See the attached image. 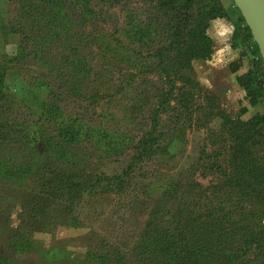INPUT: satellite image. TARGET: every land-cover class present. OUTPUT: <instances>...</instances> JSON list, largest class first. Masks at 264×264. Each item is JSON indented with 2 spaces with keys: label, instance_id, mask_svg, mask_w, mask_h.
<instances>
[{
  "label": "trees",
  "instance_id": "16d2710c",
  "mask_svg": "<svg viewBox=\"0 0 264 264\" xmlns=\"http://www.w3.org/2000/svg\"><path fill=\"white\" fill-rule=\"evenodd\" d=\"M15 1L18 14L0 28L6 38L18 36L14 55L0 53V237L10 250L0 247V264H23L37 249L32 229L78 227L83 203L110 193L118 200L117 229L125 227L129 233L113 242L102 237L88 244L78 264H264V253L261 258L248 253L264 246V164L240 161L261 143L264 111L232 126L225 118L233 144L229 149L234 148L233 171L210 160L228 188L224 206L218 208L224 217L229 219L251 197L260 204L256 222L247 212L243 231H222L220 221L205 223L209 215L202 213V202L220 193L219 187L202 188L177 174L157 186L145 169L166 150L164 116H186L191 110L190 90L196 83L184 71L194 60L211 57L207 29L212 20L228 16L222 0H145L144 11L126 10L123 24L109 33L111 39H105L103 28L88 24L100 15L90 0ZM101 1L110 7L119 2ZM231 3L238 12L231 45L244 48L240 57L247 48L251 55L248 69L236 81L249 104L257 106L264 101V65ZM99 54L103 63L93 65L89 56ZM28 60L41 70L24 78L17 95L7 88V77L16 68L13 63ZM239 66V61L231 63V72ZM106 96L128 102V113L111 111L103 101ZM100 101L104 106L97 110ZM138 111L144 112L143 124L134 116ZM128 147L131 153L120 159ZM105 163H117L118 169L105 170ZM142 194L152 204L140 226L136 205ZM16 203L21 215L12 227L8 216ZM45 253L66 254L55 247Z\"/></svg>",
  "mask_w": 264,
  "mask_h": 264
},
{
  "label": "rangeland",
  "instance_id": "374dc122",
  "mask_svg": "<svg viewBox=\"0 0 264 264\" xmlns=\"http://www.w3.org/2000/svg\"><path fill=\"white\" fill-rule=\"evenodd\" d=\"M224 1L229 4V0ZM90 5L101 16L99 15L98 20L89 18L88 24L94 25L91 27L94 30L95 26L101 30L103 28V31L106 32L105 39H111L109 33L113 32L115 26L123 24L124 16L129 13L126 10L140 12L147 8L145 0H119L114 7H110L101 0H90ZM18 8L19 4L15 0H0V28L2 25L6 27L9 21L18 14ZM233 12L234 15L235 13L238 15L235 9H233ZM101 30L97 31L101 32ZM1 31L0 29V53L5 52L9 55H14L18 36L12 34L6 38ZM122 39L125 42V39ZM220 42L224 43H220V47L216 48L217 51L212 53L213 59L212 56L209 59H196L191 63V68L184 71V74L192 78L196 83V86L190 90L192 97L191 110L186 116L179 114V117H173L169 114L170 117L168 119L167 116H164V119H166L165 124L163 123L165 137L162 141L166 144V150L161 153V157L157 158L158 160L156 159V163H150L145 169L148 177L152 178L157 183V186L169 178H174L177 174V178H181L184 182L193 181L194 183H199L202 188L219 187L220 193L211 195L209 199H205L202 202V206L205 208L202 209V213L209 215L205 223L211 225L220 221L217 225L222 228V231L223 229L228 231L233 227L235 230L243 231V227L248 223L247 212H252L249 215L251 222H256L255 214H259L260 204L253 199L254 197H251L250 203L247 202L241 208H236L229 219L224 217L225 211H218V208L224 206L222 200L227 196L226 189L228 188L226 187V180L220 174H216L214 169L211 168L210 160L217 161L228 173L233 171L234 164L231 153H233L234 148L229 149L232 142L230 139L228 140V132L226 130L228 126H225V118L231 121L228 125L232 126V122L235 120L245 121L257 112L262 114L264 101L257 106H251L249 99L245 96V92L236 83V77L244 73L249 67L251 55L248 48L246 49L247 54L240 57V53L244 48L236 42V47H232L231 40L228 41V39L226 41L220 40ZM251 45L249 43V46ZM94 53L96 55V50ZM89 58L94 61L93 65L95 61L98 64L103 63L102 54L96 57L90 55ZM237 61L240 62L239 68L236 72H231L230 64ZM13 64H15L16 68L7 77V88L12 93L20 95L25 86V79L33 78L36 74L34 69L38 71V69L41 70V67L40 65H35L34 60L15 62ZM150 77L156 79V77ZM221 85L224 88H221ZM110 87L111 85L109 84V86L104 88V91L108 88L110 89ZM103 101L107 103L111 111L117 112L121 108L120 112L124 115L128 113V109L130 110L128 102L124 100L122 102L118 98L112 97L109 99L106 96ZM103 101H100L97 110L104 106ZM134 116L137 117L138 123H144L145 115L143 111L136 112ZM109 124L112 125L114 123L110 122ZM179 127H183V132L174 135ZM262 133L259 140L261 143L258 146H254L255 148L251 147L252 154L240 161L247 163L250 160L251 162L255 161L264 164V130H262ZM131 151V147H128L126 154L121 156L120 159L123 160L124 157H128L127 155ZM103 168L105 170H115L118 169V164L105 163ZM139 174L140 172H137L136 176L138 177ZM254 175V177H257L256 173ZM137 179L141 178L138 177ZM145 197L143 194L140 195L136 205L140 213L136 215L137 224L140 226H143L146 219L145 213H148L147 209L152 204V201L146 200L145 202ZM158 197L154 194L153 199H158ZM116 201H118L116 196L111 193L88 198L80 208L83 224L78 227L58 224L50 232L32 229L30 235L34 238L37 249L29 257H26L23 264H78V261L84 258L88 244L95 243L102 237H106L105 239L113 242L116 236L124 234V231L127 235L129 232L125 227L121 228L122 230L117 229L118 220L116 219L115 211L119 208L114 209ZM211 201H214V203ZM20 215L21 208L16 203L12 206L8 216L9 221H11L10 226H17ZM216 215H219L218 218H216ZM237 236L239 237L240 234ZM3 239V237H0V247L9 253L8 247L3 246ZM50 247L63 249L66 254L58 257H48L45 252ZM248 253L251 256L254 254L261 258L260 254L264 253V246H254Z\"/></svg>",
  "mask_w": 264,
  "mask_h": 264
},
{
  "label": "water",
  "instance_id": "95a60500",
  "mask_svg": "<svg viewBox=\"0 0 264 264\" xmlns=\"http://www.w3.org/2000/svg\"><path fill=\"white\" fill-rule=\"evenodd\" d=\"M256 43L264 65V0H232Z\"/></svg>",
  "mask_w": 264,
  "mask_h": 264
},
{
  "label": "crops",
  "instance_id": "0c3cea01",
  "mask_svg": "<svg viewBox=\"0 0 264 264\" xmlns=\"http://www.w3.org/2000/svg\"><path fill=\"white\" fill-rule=\"evenodd\" d=\"M228 16L224 17V18H216L214 20H212L210 22V25L207 29V33L209 34V36L211 37L212 41H213V52L217 51L216 48L220 47V43H224V42H220L221 41H226L228 39L232 40V35L235 29V20L237 17V13L233 12V7H232V3L231 0H229V4L227 2V4L225 3L224 0H222ZM212 56V54H211ZM214 57L212 56V59ZM237 83V81H236ZM230 84V81H229ZM221 88H224L223 85H221Z\"/></svg>",
  "mask_w": 264,
  "mask_h": 264
}]
</instances>
